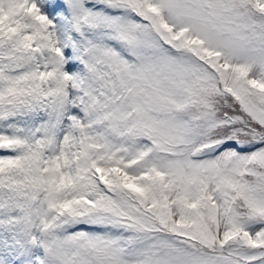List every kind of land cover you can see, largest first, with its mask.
Segmentation results:
<instances>
[{"label":"snow or ice","instance_id":"snow-or-ice-1","mask_svg":"<svg viewBox=\"0 0 264 264\" xmlns=\"http://www.w3.org/2000/svg\"><path fill=\"white\" fill-rule=\"evenodd\" d=\"M0 264H264V0H0Z\"/></svg>","mask_w":264,"mask_h":264}]
</instances>
